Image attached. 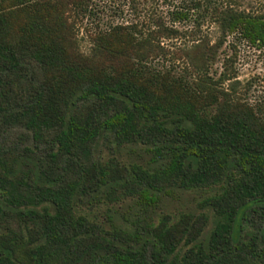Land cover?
<instances>
[{
    "label": "trees",
    "instance_id": "1",
    "mask_svg": "<svg viewBox=\"0 0 264 264\" xmlns=\"http://www.w3.org/2000/svg\"><path fill=\"white\" fill-rule=\"evenodd\" d=\"M98 1L0 0V134L21 130L0 143V264H264V108L223 51L264 46V9L182 0L174 22L220 36L180 72L157 20L86 25L85 51Z\"/></svg>",
    "mask_w": 264,
    "mask_h": 264
},
{
    "label": "rangeland",
    "instance_id": "2",
    "mask_svg": "<svg viewBox=\"0 0 264 264\" xmlns=\"http://www.w3.org/2000/svg\"><path fill=\"white\" fill-rule=\"evenodd\" d=\"M218 1L233 3L241 9H264V0ZM98 2L100 9L98 17L94 19L85 17L84 22L79 24V36L85 51L90 48V44L86 40V30L84 28L86 25L93 30L96 23L105 27L110 21L131 22L143 20L146 24H152L157 20L180 31L179 35L160 39L162 46L167 48L168 51L165 55L159 56L157 62L160 64L172 63L175 66L177 65V69L182 72L186 66L184 50L191 47L198 38L208 37L213 43L220 36L219 29L209 20L203 21V19H200L197 23L192 16L190 20L174 22L172 12L183 7L182 0H99ZM192 30V35L184 34ZM223 51L228 55L232 53L234 56L237 55L235 66L238 69L240 81L238 93L245 95L250 103L258 104L264 108V46H253L248 42L230 37L229 41L223 45ZM20 132V129L6 130L0 134V143L8 144L9 147L18 146L19 144L16 143L19 141L18 135ZM109 151L108 148H105V152Z\"/></svg>",
    "mask_w": 264,
    "mask_h": 264
}]
</instances>
